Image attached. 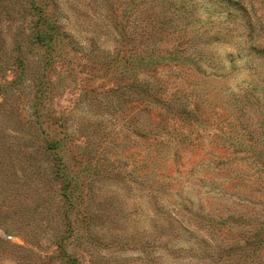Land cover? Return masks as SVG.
I'll use <instances>...</instances> for the list:
<instances>
[{"label":"rangeland","instance_id":"obj_1","mask_svg":"<svg viewBox=\"0 0 264 264\" xmlns=\"http://www.w3.org/2000/svg\"><path fill=\"white\" fill-rule=\"evenodd\" d=\"M171 1L193 16L47 0L61 42L28 49L34 10L0 0V264H150L192 213L246 216L232 264H264V0ZM178 43L189 60H165ZM121 53L156 64L127 76Z\"/></svg>","mask_w":264,"mask_h":264},{"label":"trees","instance_id":"obj_2","mask_svg":"<svg viewBox=\"0 0 264 264\" xmlns=\"http://www.w3.org/2000/svg\"><path fill=\"white\" fill-rule=\"evenodd\" d=\"M133 1L136 7L145 1L154 2V5L162 6V9L159 11L165 16V20H170L168 13V11L170 12V7L173 8V11L180 10L185 17L193 16V11L185 10L186 4L184 3H181L180 7H175L171 0H132V3ZM216 2L220 3V5L235 6L237 9L244 10V4L241 0H214V3ZM28 5L30 13L34 10L33 12L36 19L32 21L30 25L34 38L29 37V40L25 43L27 44L26 47L29 49L33 45L38 44L40 47L49 46L50 48H53L54 45H58L61 42L59 39V36L61 35L59 24H57V18L54 13L51 12L50 7H48L47 0H28ZM188 23L190 24L191 20H189L187 24ZM23 44L24 41L18 43V46H22ZM180 46L181 43H178L175 48L167 51L165 55H163L165 56V60L169 62L175 61L176 63L189 60L187 56L180 53ZM254 46L253 49L256 54H264V47ZM123 53L110 58L109 64L122 65V73L127 76H130L134 71V68L130 63L136 62L137 67H151L150 70H153V67L156 64L151 56L145 58L127 55V57H124ZM207 60H210V58H207ZM132 82L135 83V79H133ZM262 87H264V85ZM183 112L184 108L179 112L182 117H184ZM55 147L56 145L51 143L47 148L54 149ZM63 176H66V174H63ZM259 200H261V198H259ZM192 214L197 219V228L193 230H190L183 225L182 229L184 231H182L179 228V223L176 224L172 221L166 222V225L162 227L161 230L165 232L167 238L170 237V242L164 245L165 248L163 252H155L154 248V252L150 256V264H193V259L196 256H198L201 261H196L194 264H232L234 254L242 256L240 251H245L247 246L254 243L252 240L253 237L248 238L243 236L242 238H239L229 236L231 233V224L229 221L232 222L231 219H233L234 222L242 223L244 225L248 223L250 224V219H246V216L244 215L239 218L240 221H237L234 215H227L226 218L220 216V219H216L215 217L208 215L201 216V214L197 213ZM169 215L170 213L168 216ZM204 218H207V221L201 224L200 221L205 220ZM252 225L254 226V224ZM203 230L207 233L208 237L201 234L200 231ZM186 231L189 233V237L186 236ZM195 232L198 233L195 234ZM242 234H244V232H242ZM253 236L258 238L256 244L258 243V245L261 246L264 238V218L258 219L257 226L254 227ZM181 240H184L185 242ZM190 240H194V242H190ZM159 248L160 245L157 249ZM164 254L171 255L172 257L167 260L162 259Z\"/></svg>","mask_w":264,"mask_h":264}]
</instances>
